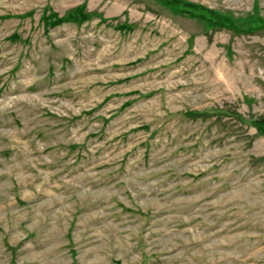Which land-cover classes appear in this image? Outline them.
Here are the masks:
<instances>
[{
    "label": "rangeland",
    "instance_id": "rangeland-1",
    "mask_svg": "<svg viewBox=\"0 0 264 264\" xmlns=\"http://www.w3.org/2000/svg\"><path fill=\"white\" fill-rule=\"evenodd\" d=\"M180 1L0 0V264H264V0Z\"/></svg>",
    "mask_w": 264,
    "mask_h": 264
},
{
    "label": "trees",
    "instance_id": "trees-1",
    "mask_svg": "<svg viewBox=\"0 0 264 264\" xmlns=\"http://www.w3.org/2000/svg\"><path fill=\"white\" fill-rule=\"evenodd\" d=\"M165 3L169 4V5H173V6H183L185 8H192V9H196V10H205L204 8H202L201 6H197L191 3H187V2H182L180 0H163ZM209 13H211L212 15V20L214 21V23H221L219 22L220 19H218L219 17L216 16L215 12H212L210 10H206ZM223 25H226L224 22H222ZM253 125H255L259 130H261L262 132H264V120H255L252 122Z\"/></svg>",
    "mask_w": 264,
    "mask_h": 264
}]
</instances>
